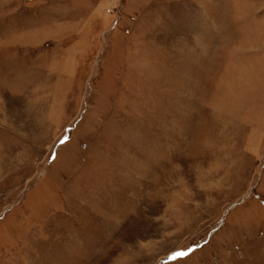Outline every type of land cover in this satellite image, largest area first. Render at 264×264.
I'll return each mask as SVG.
<instances>
[{"label": "rangeland", "instance_id": "374dc122", "mask_svg": "<svg viewBox=\"0 0 264 264\" xmlns=\"http://www.w3.org/2000/svg\"><path fill=\"white\" fill-rule=\"evenodd\" d=\"M0 264H264V0H0Z\"/></svg>", "mask_w": 264, "mask_h": 264}, {"label": "snow or ice", "instance_id": "6c2138e0", "mask_svg": "<svg viewBox=\"0 0 264 264\" xmlns=\"http://www.w3.org/2000/svg\"><path fill=\"white\" fill-rule=\"evenodd\" d=\"M180 255H187V253H180Z\"/></svg>", "mask_w": 264, "mask_h": 264}, {"label": "trees", "instance_id": "16d2710c", "mask_svg": "<svg viewBox=\"0 0 264 264\" xmlns=\"http://www.w3.org/2000/svg\"><path fill=\"white\" fill-rule=\"evenodd\" d=\"M190 252V251H189Z\"/></svg>", "mask_w": 264, "mask_h": 264}]
</instances>
